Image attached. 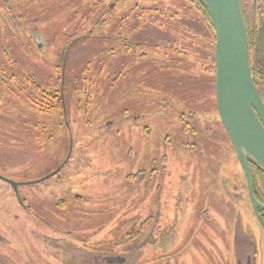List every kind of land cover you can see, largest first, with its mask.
I'll use <instances>...</instances> for the list:
<instances>
[{"label": "rangeland", "instance_id": "1", "mask_svg": "<svg viewBox=\"0 0 264 264\" xmlns=\"http://www.w3.org/2000/svg\"><path fill=\"white\" fill-rule=\"evenodd\" d=\"M194 1L0 0V54L53 90L61 70L66 110L0 82V174L22 201L0 180V264H234L237 220L264 264Z\"/></svg>", "mask_w": 264, "mask_h": 264}, {"label": "water", "instance_id": "2", "mask_svg": "<svg viewBox=\"0 0 264 264\" xmlns=\"http://www.w3.org/2000/svg\"><path fill=\"white\" fill-rule=\"evenodd\" d=\"M202 2L214 33V99L217 116L244 174L251 207L258 216L259 223L264 225L262 220L264 204L255 197L250 166L254 165L264 172V102L251 73L246 25L239 0H202ZM72 43L65 49L63 58ZM60 84L62 90L63 77ZM61 96L64 106L63 95ZM71 147L70 140L68 153ZM68 157L69 154L55 171L36 182L58 172ZM0 179L10 185L22 204L18 192L21 183L14 182L1 174Z\"/></svg>", "mask_w": 264, "mask_h": 264}, {"label": "trees", "instance_id": "3", "mask_svg": "<svg viewBox=\"0 0 264 264\" xmlns=\"http://www.w3.org/2000/svg\"><path fill=\"white\" fill-rule=\"evenodd\" d=\"M195 3V1H194ZM241 13L246 25L247 36H248V50H249V62L251 67V73L253 76L254 84L259 91V94L264 101L263 97V89H261L260 84L264 85V0H239ZM196 8L199 9L200 13L204 16L207 27L212 36V44H214V33L213 27L208 16V13L205 9V6L202 0H196ZM87 36V35H86ZM85 36V37H86ZM213 47V45H212ZM168 48H171L168 47ZM214 48V47H213ZM178 55H182L185 57L188 55L186 51H181L178 48H172ZM18 61L14 58V56L8 52L5 48H2L0 54V82L4 85L9 81H13L15 78L18 80L19 84L15 83L14 85H8L4 87V90L8 94L9 91H16L18 88L21 90L24 97H26L29 101L36 100V95H34V91L39 95L37 98L41 99L43 102L40 106L47 113H52L51 111H55L61 114L62 118L65 119V105L63 106L62 102V90H61V70L58 73L57 78L59 79V87L56 90L52 88H46L42 85L40 80L35 78L32 74L18 72L15 68L17 66ZM13 66V67H12ZM206 68L214 75V62H207ZM60 69V66H59ZM258 72V77H256V73ZM260 82V84L258 83ZM14 83V82H13ZM33 87V89H32ZM2 96L3 92L0 90V103L2 104ZM64 101V98H63ZM66 121V120H65ZM67 123V121H66ZM66 126V124H65ZM48 129L51 126L47 127ZM52 129V128H51ZM251 166V179L254 189L255 197L259 202L264 204V172L258 169L254 165ZM264 217V215H263ZM152 235V234H151ZM104 258V256H101ZM101 261L103 262V259ZM106 262V261H104ZM116 264H120L124 262V259L118 261H113Z\"/></svg>", "mask_w": 264, "mask_h": 264}, {"label": "flooded vegetation", "instance_id": "4", "mask_svg": "<svg viewBox=\"0 0 264 264\" xmlns=\"http://www.w3.org/2000/svg\"><path fill=\"white\" fill-rule=\"evenodd\" d=\"M256 77H258V72L256 73ZM258 83L260 84V82H258ZM260 87H261V89H263L262 94L264 97V85L260 84ZM1 175H3V174H1ZM3 176H5V175H3ZM5 177H7V176H5ZM4 183H6V182H4ZM7 185H9V184H7ZM12 192H13L14 196L16 197L13 190H12ZM262 220L264 222V217H262ZM232 232H233V261H234V264H257V261H258L257 259L259 257L257 254V246H256L257 243H256V240L254 239V237L251 234H249V231H246V230L241 228L239 220H237L236 223H234ZM1 262H2V259L0 257V263Z\"/></svg>", "mask_w": 264, "mask_h": 264}]
</instances>
